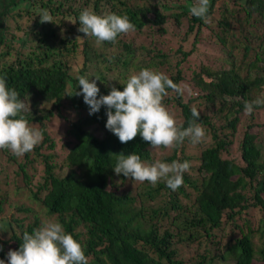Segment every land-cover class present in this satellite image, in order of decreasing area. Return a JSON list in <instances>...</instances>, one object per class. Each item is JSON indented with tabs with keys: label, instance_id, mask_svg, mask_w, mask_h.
Instances as JSON below:
<instances>
[{
	"label": "trees",
	"instance_id": "1",
	"mask_svg": "<svg viewBox=\"0 0 264 264\" xmlns=\"http://www.w3.org/2000/svg\"><path fill=\"white\" fill-rule=\"evenodd\" d=\"M216 1L210 0L208 18ZM232 2L236 8L222 1L212 28L190 13L197 0H0V76L6 77L8 88L15 89L22 100L31 95L36 106L22 115L30 126L43 132L42 142L21 156V161L16 162L9 149L1 151L16 164L25 183L30 177L26 163L39 161L41 181L28 199L72 234L82 245L88 264H187L176 257L174 242L194 246L189 264H264V136L249 131L264 105L254 106L248 116L237 143V160L228 155L231 137L245 112L244 102L264 98V0ZM85 8L97 14L126 15L135 26L134 33L144 31L148 41L137 44L128 32L118 34L115 43L97 44L94 37L78 31V17ZM239 9L241 18L233 15ZM44 10L53 22H40L38 14ZM24 16L29 25L23 30L20 20ZM64 19L68 23L60 30ZM8 20L13 21L11 30ZM233 20L239 31L232 26ZM242 23L250 28L245 29ZM183 24L179 40L193 33L191 48L182 50L179 44L173 50L178 57L169 78L177 84L182 80L179 65L193 52L202 28H207L206 39L220 45L217 60L221 65L210 68L200 64L192 72L194 97L184 101L183 96L167 89L162 102L172 101L179 108L177 123L185 128L194 119L191 109L196 107L200 111L197 122L209 142L198 154H186V144L191 143L186 138L159 159L168 163L196 159V171H186L182 186L175 191L164 181L155 186L142 182L138 193L121 190L124 181L132 180L115 174L117 155L134 152L142 161L153 163L155 148L139 134L121 143L105 127V106L90 115L83 95H75L78 77H98V97L107 95L113 86L123 90L130 74L144 68L157 71L158 65L169 60L156 37L168 31L172 34ZM17 32L30 42L25 50ZM54 117L65 125L60 142L64 153L56 160V146L46 129V122ZM91 125L101 131V137L87 129ZM257 137L262 140L259 146ZM180 199L190 203L183 204ZM249 208L259 211L254 227L242 216ZM163 217L173 224V231L158 222ZM42 223L37 216L25 225L22 219L5 220L0 227V259L7 264L8 251L19 249L23 233L32 234ZM254 235L261 239L257 246L252 243Z\"/></svg>",
	"mask_w": 264,
	"mask_h": 264
},
{
	"label": "clouds",
	"instance_id": "2",
	"mask_svg": "<svg viewBox=\"0 0 264 264\" xmlns=\"http://www.w3.org/2000/svg\"><path fill=\"white\" fill-rule=\"evenodd\" d=\"M210 0H197L190 8V13L206 23ZM40 22H53L51 14L44 10L38 14ZM78 21L79 32L84 36L94 37L96 43H115L118 34L135 30L129 18L115 13L97 14L85 8L81 11ZM98 77L89 79L78 77L79 91L75 95H83L84 102L89 106V114L97 113L105 106L107 120L105 127L116 135L123 144L132 141L138 134L152 148H174L190 139L198 144L205 139V129L197 121L200 111L192 107L194 118L188 127H183L163 104V99L171 89L183 96L191 94L187 85L174 83L163 72L141 69L129 75L119 90L111 87L107 95H99ZM69 95V94H66ZM264 105V98H256L244 102L245 114H252L254 106ZM25 102L15 89H9L6 77L0 76V149H9L17 157L31 152L43 140L41 129L28 124L22 113L27 110ZM190 162L172 161L171 163L156 160L153 163L142 161L134 152L117 155L113 167L115 174H123L132 181L150 182L155 186L163 180L173 191L183 184V174L190 169ZM169 230V229H168ZM2 247V246H0ZM0 264L5 260L0 259ZM7 264H88L82 245L67 233L61 223L46 220L33 230L32 234L23 233L22 243L18 250L10 249L7 253Z\"/></svg>",
	"mask_w": 264,
	"mask_h": 264
},
{
	"label": "rangeland",
	"instance_id": "3",
	"mask_svg": "<svg viewBox=\"0 0 264 264\" xmlns=\"http://www.w3.org/2000/svg\"><path fill=\"white\" fill-rule=\"evenodd\" d=\"M223 0H217L216 5L214 6L213 15L212 17L208 18V24L213 28V25L215 24V18L218 16V8L221 6ZM227 1V6L229 8H236L233 6L232 0H224ZM40 13V12H39ZM243 12L239 9L233 13L234 16L241 18ZM68 19V18H67ZM67 19H64V23L60 25V30L64 28L65 23H68ZM8 26L11 30V27L13 25V21L8 20ZM20 24L22 25L23 30L28 28L29 23L27 22L26 16L22 17L20 20ZM245 26V29L250 28L248 25L242 23ZM31 25V24H30ZM232 26L234 29L239 31L238 24L233 20ZM168 29L172 28V23L169 22ZM184 24L178 29L174 30V32L171 34L169 31L163 34L162 36L156 37V41H159L158 46L165 52H167L168 55V61L164 65H158L156 68L157 71L163 72L166 75H169L170 73L174 72L173 64L175 62V59L178 57V55H173L174 49L180 44L182 50H188L191 48V35L186 38L185 40H179V37L181 36V31H183ZM173 29H171V32ZM207 32V28H202L199 35L197 36V40L194 43V47L192 49V53L185 57L180 65V72L182 76V80L179 82L180 85H187L188 88L191 89V94L188 92H185L183 95V100H187L190 98V96L194 97L197 93L196 88L192 84V72L197 71L200 67V64H205L206 66H209L210 68H216L219 65H221V62L217 60V56L220 54V45L216 43L214 40L206 39L205 36L208 34H205ZM238 36V33H236ZM20 42H23L22 49H26L27 46L30 44L28 39L25 40V37L22 36V33L17 32L16 34ZM133 36L135 42L138 43H146L148 41L147 37L145 36V32L142 33H134V31L129 32V37ZM240 36V35H239ZM15 44L19 45L20 43L17 41V39L14 40ZM19 43V44H18ZM256 41L252 40L251 45H255ZM95 45V44H94ZM79 62V59L75 64ZM74 70H77V66L73 65ZM172 69V70H171ZM171 70V72H169ZM170 96V95H169ZM31 95L27 96V98L23 99L26 106H28L27 110L33 109L32 106H36L34 102L30 100ZM165 107L174 114L177 121L180 120L179 118V108L176 107V105L172 101H168L166 103H163ZM248 114H245V112L241 116V121L237 124V130L233 137H231L232 144L229 147V157H233L235 160H237L239 154L237 150V143L241 138L242 131L244 126L246 125V122L248 120ZM255 124L251 125L249 128V131L258 133L260 135H263L264 125L261 123L264 122V110L258 111L257 114H255ZM34 127V126H32ZM46 129L48 130L49 135L52 137L54 143H55V160L57 157H60L64 153V149L60 147L61 140H64L63 132L65 129V125L62 121L58 120L57 117H54L50 121L46 122ZM88 130H90L93 135L96 137H101V131L98 130L94 125L88 126ZM205 139L203 142L198 143L199 146L195 147V144L189 143L186 144L185 152L186 154H198L199 150L208 144L209 142V136L207 133H205ZM257 146H259L262 143V140L257 137L256 138ZM169 148L164 149H157L155 148L153 150L152 157L153 159L159 160L162 156L167 155L169 153ZM11 152V151H9ZM227 156V155H226ZM17 157V156H16ZM29 158H31L29 156ZM21 161V157L16 158V162ZM168 163L167 161H164ZM190 169L188 170L189 173L195 172L197 161L196 159L192 158L190 159ZM25 171L30 176L29 182L25 183V181L22 180V175L18 171V168L16 164H13L11 160L7 159V154L3 153L0 149V200H2L1 203V210H0V227L1 224L7 220V219H13L18 218L22 219V223L25 225L27 223H31L34 219V216L38 217L39 222H44L46 220H53V216H48L45 214V212L39 208V205L37 202L30 201L29 194L31 191H34L36 188V184L41 181L42 176V165L39 163V161H32L30 160V163H26L25 165ZM163 180L159 181L162 182ZM165 182V181H164ZM142 182L139 181H124L123 184L120 186L121 190H130L132 192L138 191L142 189ZM180 201L183 204H189V199H180ZM259 211L255 208H249L247 209L242 216H244L248 223L251 224L253 227L257 225V219H258V213ZM242 220V218H239L237 222L239 223ZM2 222V223H1ZM158 222H161V226L164 228L169 229L170 231L174 230V226L172 223L168 222L166 217H163ZM1 230V228H0ZM264 230V228H263ZM264 237V233L262 235ZM259 237L257 235H254L252 238V243L254 246H257L259 243ZM261 241V239H260ZM173 246L176 250V257L181 258L182 260H185L187 264L190 262H193L191 260V256L194 254V246L187 245L183 243H177L174 242ZM254 264H260L258 261H252Z\"/></svg>",
	"mask_w": 264,
	"mask_h": 264
}]
</instances>
